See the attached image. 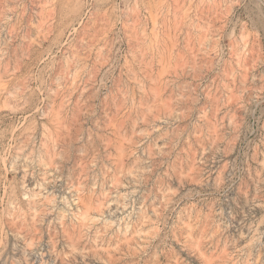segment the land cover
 I'll return each instance as SVG.
<instances>
[{"label":"rangeland","instance_id":"obj_1","mask_svg":"<svg viewBox=\"0 0 264 264\" xmlns=\"http://www.w3.org/2000/svg\"><path fill=\"white\" fill-rule=\"evenodd\" d=\"M0 264H264V0H0Z\"/></svg>","mask_w":264,"mask_h":264},{"label":"bare ground","instance_id":"obj_2","mask_svg":"<svg viewBox=\"0 0 264 264\" xmlns=\"http://www.w3.org/2000/svg\"><path fill=\"white\" fill-rule=\"evenodd\" d=\"M80 71V70H79ZM259 227V226H258ZM253 243V242H252ZM258 260V259H257Z\"/></svg>","mask_w":264,"mask_h":264}]
</instances>
